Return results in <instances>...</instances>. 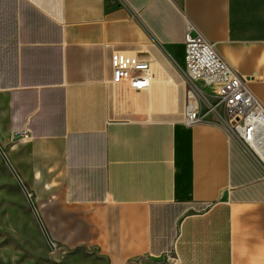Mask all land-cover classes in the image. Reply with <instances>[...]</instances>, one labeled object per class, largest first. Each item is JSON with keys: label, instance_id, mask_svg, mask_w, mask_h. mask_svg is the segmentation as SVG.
Instances as JSON below:
<instances>
[{"label": "crops", "instance_id": "0c3cea01", "mask_svg": "<svg viewBox=\"0 0 264 264\" xmlns=\"http://www.w3.org/2000/svg\"><path fill=\"white\" fill-rule=\"evenodd\" d=\"M188 24L264 104V0H0V146L55 258L264 264V173L185 122Z\"/></svg>", "mask_w": 264, "mask_h": 264}, {"label": "built area", "instance_id": "2783aa9c", "mask_svg": "<svg viewBox=\"0 0 264 264\" xmlns=\"http://www.w3.org/2000/svg\"><path fill=\"white\" fill-rule=\"evenodd\" d=\"M183 76L189 98L186 124L204 119L219 124L264 173V104L252 92L248 80L235 72L190 24L186 28ZM151 81L148 74L135 75L129 86L141 91ZM17 137L27 140L31 134L24 130Z\"/></svg>", "mask_w": 264, "mask_h": 264}, {"label": "rangeland", "instance_id": "374dc122", "mask_svg": "<svg viewBox=\"0 0 264 264\" xmlns=\"http://www.w3.org/2000/svg\"><path fill=\"white\" fill-rule=\"evenodd\" d=\"M156 218H162L161 225L169 223L164 212L156 211ZM53 251L26 194L0 154V264L72 263L55 258Z\"/></svg>", "mask_w": 264, "mask_h": 264}, {"label": "water", "instance_id": "95a60500", "mask_svg": "<svg viewBox=\"0 0 264 264\" xmlns=\"http://www.w3.org/2000/svg\"><path fill=\"white\" fill-rule=\"evenodd\" d=\"M0 154H1L2 157L4 158L5 162L7 163L8 167L10 168V170H11V172L13 173L14 177L16 178L17 182L19 183V185H20L21 188L23 189L24 193L26 194V196H27V198H28V201H29V203H30V205H31V207H32V209H33L35 215H36V218H37V220H38V222H39V224H40V226H41V228H42V230H43V232H44V234H45L46 239L48 240L49 244H50L52 247H54L53 244H52V242L50 241V238H49V236H48L46 230L44 229V226H43V224H42L40 218H39V215H38V213H37V210H36V208H35L34 202H33L32 198H31V195H30L29 191L27 190L25 184H24L23 181L21 180L20 176L18 175V173L16 172L15 168L13 167V165L11 164V162L9 161L7 155L5 154V152H4V150L2 149L1 146H0Z\"/></svg>", "mask_w": 264, "mask_h": 264}]
</instances>
